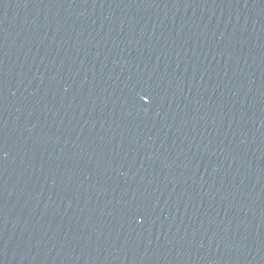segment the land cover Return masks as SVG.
Returning a JSON list of instances; mask_svg holds the SVG:
<instances>
[{
	"label": "water",
	"instance_id": "95a60500",
	"mask_svg": "<svg viewBox=\"0 0 264 264\" xmlns=\"http://www.w3.org/2000/svg\"><path fill=\"white\" fill-rule=\"evenodd\" d=\"M0 264H264V0H0Z\"/></svg>",
	"mask_w": 264,
	"mask_h": 264
}]
</instances>
